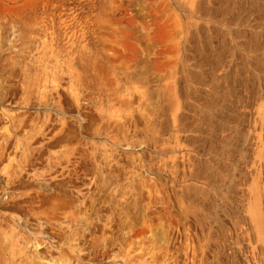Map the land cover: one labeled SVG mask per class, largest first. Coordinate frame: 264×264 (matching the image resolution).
Here are the masks:
<instances>
[{
	"label": "rangeland",
	"instance_id": "obj_1",
	"mask_svg": "<svg viewBox=\"0 0 264 264\" xmlns=\"http://www.w3.org/2000/svg\"><path fill=\"white\" fill-rule=\"evenodd\" d=\"M0 264H264V0H0Z\"/></svg>",
	"mask_w": 264,
	"mask_h": 264
}]
</instances>
